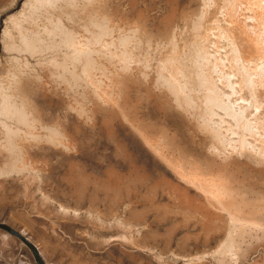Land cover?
Wrapping results in <instances>:
<instances>
[{"label":"rangeland","instance_id":"rangeland-1","mask_svg":"<svg viewBox=\"0 0 264 264\" xmlns=\"http://www.w3.org/2000/svg\"><path fill=\"white\" fill-rule=\"evenodd\" d=\"M239 1L237 14L264 35L255 0ZM213 10L205 0H0V222L45 264H264V230L239 228L236 258L216 251L226 213L205 209L142 135L188 166L225 172L242 212L264 220V159L213 151L162 75L179 63L199 85L208 26L220 87L234 68L256 67L234 58L220 30L234 25L230 7L217 21ZM0 264L39 263L0 228Z\"/></svg>","mask_w":264,"mask_h":264},{"label":"bare ground","instance_id":"bare-ground-1","mask_svg":"<svg viewBox=\"0 0 264 264\" xmlns=\"http://www.w3.org/2000/svg\"><path fill=\"white\" fill-rule=\"evenodd\" d=\"M228 1L230 0H223L219 3L217 0H205V6L214 2L212 17L215 19L218 12H222V10L230 7V11L228 13H231V21L232 19L235 21H232L234 25L231 24V26H226L224 28L220 27L222 28L220 30H222L225 34L224 36H226L231 43L232 48H230L231 50L233 49L235 53L234 58L236 60L248 62L250 60H255L257 63L258 61L259 63L255 64L256 67L250 69L248 66L246 67V65H242L243 67L238 65V68H234V70H232V75L225 76L226 84H224L229 87V90H225L227 88L223 89L220 87L221 83L217 82L218 79L216 78L215 73V67H217L216 65L219 62L216 57H212L210 49L207 46V42L209 41V30L212 29V26H208L199 36L201 46L199 47L198 58L195 57L194 59V62L198 65V68L196 69V77L199 80V85L196 86L191 83L190 77L187 73H185L179 63H176L177 66L173 68L170 67L166 74L162 72V75H164V79L169 83L171 88L174 89L178 96L177 98L182 101V105L186 106V109H189V111L191 110L193 113H196L199 121L206 129L205 131L209 134L210 148L213 151L223 155L240 154L263 160L264 95L260 96L258 94L259 90L257 91V89L259 87H264V35H261L260 31H257L258 29L256 30L254 26L250 25V22L248 23L247 20L244 19L245 17H241L246 13L244 15H241V13H239V15L237 14L238 12L235 7H237V4L240 2L239 0H234L232 6H228ZM255 2L260 6V9L263 7L264 10V4L261 3V5L257 2V0H255ZM255 2L253 0V3ZM248 3L251 4V1ZM257 5L256 7L259 11L258 14L263 16V18L258 21H264V12L260 11L259 6ZM238 11L240 12V10ZM204 13L205 12L203 11L201 16L205 19L208 14L204 15ZM254 14H256V12ZM259 15H255L256 20L257 16L258 19L261 18ZM251 16L249 15L250 18ZM226 17L229 18L228 16ZM249 17L246 18L248 19ZM228 20L230 19H227V21ZM262 25H264V23ZM257 26L259 28V25ZM167 58L170 59L171 56ZM163 66L164 68H167L169 65ZM224 72L222 71V73ZM245 90H247L249 94V101H245L248 97L245 96ZM237 92L239 93L236 94ZM237 95H239V100L233 97H236ZM232 98H234V100ZM178 103L181 102L179 101ZM219 111H223L224 115H220L221 113L219 114ZM142 135L148 145L156 151V153L159 154V156H161L163 160L171 166V168H173L178 177L186 184L193 187L196 193L202 197L200 204L205 207V209H213L215 212L218 211L220 213H226L228 225L227 236L220 246L217 247L216 251L222 253V256L228 255L229 257L236 258L237 252L235 251V247L232 244L233 242L230 239L231 236L234 235L239 228L257 232L262 231L264 230V220L258 216L256 217L254 213L252 214L250 211H247V214L243 213L245 210L242 212L241 206L238 202L240 201L241 203L242 200L238 198L239 191L235 185H233L225 172L223 173L220 169L205 170L198 165L188 166L180 158L171 155L163 145L161 146V144H159L160 140H157L158 137L155 138L146 132H143ZM185 191L186 193L189 192L188 189H185ZM261 216L263 217V214ZM232 239L234 240V238Z\"/></svg>","mask_w":264,"mask_h":264},{"label":"water","instance_id":"water-1","mask_svg":"<svg viewBox=\"0 0 264 264\" xmlns=\"http://www.w3.org/2000/svg\"><path fill=\"white\" fill-rule=\"evenodd\" d=\"M0 228L19 237L23 242H25L30 249L33 251L37 261L39 264H45L44 260L42 258V256L40 255L38 248L36 246V244L30 240L21 230H18L14 227H12L11 225L5 223V222H0Z\"/></svg>","mask_w":264,"mask_h":264}]
</instances>
